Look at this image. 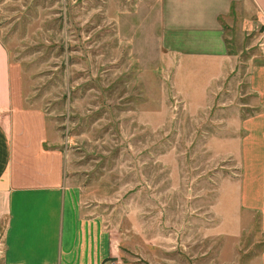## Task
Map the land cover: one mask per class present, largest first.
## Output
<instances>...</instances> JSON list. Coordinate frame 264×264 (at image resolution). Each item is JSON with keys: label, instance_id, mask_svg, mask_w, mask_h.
Listing matches in <instances>:
<instances>
[{"label": "rangeland", "instance_id": "obj_1", "mask_svg": "<svg viewBox=\"0 0 264 264\" xmlns=\"http://www.w3.org/2000/svg\"><path fill=\"white\" fill-rule=\"evenodd\" d=\"M164 1L0 0L17 98L45 117L83 213L115 237V264H259L238 118L257 109L246 70L264 64V29L240 4L216 74L221 61L163 46Z\"/></svg>", "mask_w": 264, "mask_h": 264}, {"label": "crops", "instance_id": "obj_2", "mask_svg": "<svg viewBox=\"0 0 264 264\" xmlns=\"http://www.w3.org/2000/svg\"><path fill=\"white\" fill-rule=\"evenodd\" d=\"M161 43L179 57L221 61L226 75L224 23L248 4L264 29V0H165ZM246 4V5H245ZM250 16V15H249ZM246 20V19H245ZM256 100L253 114L238 118L244 174L242 205L262 215L264 234V64L246 70ZM0 41V234L3 264H105L118 253L99 216L82 211V193L65 172L62 152L49 147L45 117L23 108ZM255 156V159H254ZM264 264V251L259 258Z\"/></svg>", "mask_w": 264, "mask_h": 264}, {"label": "built area", "instance_id": "obj_3", "mask_svg": "<svg viewBox=\"0 0 264 264\" xmlns=\"http://www.w3.org/2000/svg\"><path fill=\"white\" fill-rule=\"evenodd\" d=\"M260 49H261V51L264 53V39H263V41L260 43ZM105 264H115V262H114V260H112V261H108V263H105Z\"/></svg>", "mask_w": 264, "mask_h": 264}, {"label": "trees", "instance_id": "obj_4", "mask_svg": "<svg viewBox=\"0 0 264 264\" xmlns=\"http://www.w3.org/2000/svg\"><path fill=\"white\" fill-rule=\"evenodd\" d=\"M112 260H114V259H107V260H105V262L112 261Z\"/></svg>", "mask_w": 264, "mask_h": 264}]
</instances>
